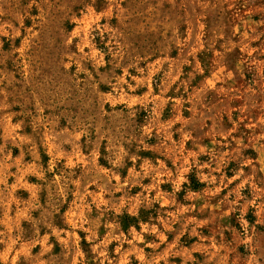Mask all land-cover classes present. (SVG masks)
Instances as JSON below:
<instances>
[{
    "label": "rangeland",
    "instance_id": "obj_1",
    "mask_svg": "<svg viewBox=\"0 0 264 264\" xmlns=\"http://www.w3.org/2000/svg\"><path fill=\"white\" fill-rule=\"evenodd\" d=\"M0 264H264V0H0Z\"/></svg>",
    "mask_w": 264,
    "mask_h": 264
},
{
    "label": "trees",
    "instance_id": "obj_2",
    "mask_svg": "<svg viewBox=\"0 0 264 264\" xmlns=\"http://www.w3.org/2000/svg\"><path fill=\"white\" fill-rule=\"evenodd\" d=\"M191 183H192V185H193V186H192V187H193L192 189H195V188L198 187V185H199V184H197V183H196L195 181H193V180L191 181ZM195 183H196V184H195ZM125 221H128V222L133 221V222H134L135 219H134V218H128L127 216H125V217L123 218V220H122L123 227H124V226H128L127 224H125Z\"/></svg>",
    "mask_w": 264,
    "mask_h": 264
}]
</instances>
